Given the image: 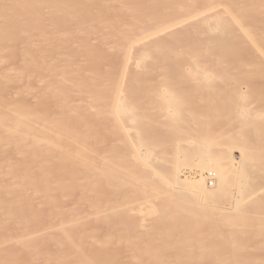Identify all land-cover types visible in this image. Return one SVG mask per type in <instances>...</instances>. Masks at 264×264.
<instances>
[{
	"label": "bare ground",
	"instance_id": "1",
	"mask_svg": "<svg viewBox=\"0 0 264 264\" xmlns=\"http://www.w3.org/2000/svg\"><path fill=\"white\" fill-rule=\"evenodd\" d=\"M0 264H264V0H0Z\"/></svg>",
	"mask_w": 264,
	"mask_h": 264
},
{
	"label": "rangeland",
	"instance_id": "2",
	"mask_svg": "<svg viewBox=\"0 0 264 264\" xmlns=\"http://www.w3.org/2000/svg\"><path fill=\"white\" fill-rule=\"evenodd\" d=\"M187 169H188V170H191V168H187ZM193 170H196V169H193ZM195 172H196V171H195ZM196 173H197V175H198V172H196ZM197 175H196V176H197ZM196 176H195V177H196ZM188 179L194 180V179H196V178H193V177H192V178H188Z\"/></svg>",
	"mask_w": 264,
	"mask_h": 264
},
{
	"label": "built area",
	"instance_id": "3",
	"mask_svg": "<svg viewBox=\"0 0 264 264\" xmlns=\"http://www.w3.org/2000/svg\"><path fill=\"white\" fill-rule=\"evenodd\" d=\"M209 179H210V180L212 179V175L209 176Z\"/></svg>",
	"mask_w": 264,
	"mask_h": 264
}]
</instances>
